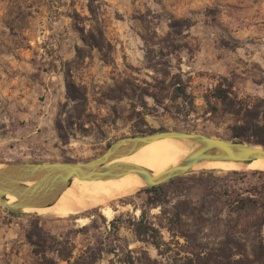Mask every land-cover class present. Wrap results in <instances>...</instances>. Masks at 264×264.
Returning <instances> with one entry per match:
<instances>
[{"label": "rangeland", "instance_id": "1", "mask_svg": "<svg viewBox=\"0 0 264 264\" xmlns=\"http://www.w3.org/2000/svg\"><path fill=\"white\" fill-rule=\"evenodd\" d=\"M70 83L83 105L68 100ZM217 85L227 102L213 98ZM245 106L264 139V0H0V166L87 161L136 127L227 139ZM233 170L255 171L196 167L156 191L66 216L52 207L10 217L0 206V264H33V223L73 243L75 255L101 247L96 264L126 255L138 264H190V251L203 255L226 239L228 195L254 181ZM176 211L185 213L186 237L168 229ZM139 221L158 230V249L136 233Z\"/></svg>", "mask_w": 264, "mask_h": 264}, {"label": "water", "instance_id": "2", "mask_svg": "<svg viewBox=\"0 0 264 264\" xmlns=\"http://www.w3.org/2000/svg\"><path fill=\"white\" fill-rule=\"evenodd\" d=\"M164 138L192 147L176 164L159 173L130 162L113 161ZM264 159V146L238 138H219L198 132L156 131L116 139L97 157L79 162H10L0 166V206L10 214H21L56 203L75 178L86 180L120 177L135 173L143 181L141 188L162 184L187 174L206 161L250 163ZM138 189V190H139ZM15 201L9 202L8 197Z\"/></svg>", "mask_w": 264, "mask_h": 264}, {"label": "trees", "instance_id": "3", "mask_svg": "<svg viewBox=\"0 0 264 264\" xmlns=\"http://www.w3.org/2000/svg\"><path fill=\"white\" fill-rule=\"evenodd\" d=\"M68 100L76 105L84 104V97H76L70 95L71 88H75L73 83L67 84ZM178 90V98L180 104H186V95L183 90ZM213 98L220 102L229 100L227 91L217 85L212 93ZM155 102L157 99H155ZM167 110V109H166ZM238 109L233 114H239ZM243 115L239 119V123L231 127V138L242 139L246 142L261 144L264 146V139L261 137L262 127L256 123L257 113L249 106L243 107ZM155 132L153 129H142L136 127V134H146ZM233 175H241L244 178L248 176L254 178L245 182L244 187L238 190H232L228 196L230 200L227 204L228 209V228L225 230L224 241H219L211 249L203 255L201 253H192V257L188 258L190 264L194 261L208 260L212 264H264V171L255 170L250 173L246 171H231ZM185 175L176 177L183 178ZM174 180V179H171ZM162 185L149 187L145 191H156ZM231 187V186H230ZM233 188V186H232ZM188 212L193 213L189 203L185 202ZM188 213V214H189ZM185 213L176 211L168 218V229L172 236L186 237L182 231L180 224ZM26 234V238L33 246L35 256L33 264H96L101 254V247L87 245L84 246L78 254L75 255V245L69 241L58 239L46 233L42 227L33 223ZM178 228V229H174ZM135 231L138 235H149L154 240L158 235V230L152 225L144 226L141 221L135 223ZM155 248L160 247V243L153 241ZM48 253H55L56 258L51 257ZM196 259V260H195ZM111 264H114L113 262ZM120 264H138L131 257L126 255L122 258Z\"/></svg>", "mask_w": 264, "mask_h": 264}, {"label": "bare ground", "instance_id": "4", "mask_svg": "<svg viewBox=\"0 0 264 264\" xmlns=\"http://www.w3.org/2000/svg\"><path fill=\"white\" fill-rule=\"evenodd\" d=\"M187 145V143L175 139L164 138L128 155L124 162L144 166L155 175L168 166L176 164L183 155H186L189 152ZM197 167L220 169H240L246 167L250 170L264 171V159H256L250 163L206 161L199 163ZM143 185L142 179L135 173H126L120 177L108 179L86 180L75 178L71 186L60 195L53 205L35 210L27 209L25 211H35L38 213L53 207L57 208L58 214L66 216L101 204L110 198L136 191ZM8 199L9 202L15 201L14 196H9ZM103 212L110 216V207H104Z\"/></svg>", "mask_w": 264, "mask_h": 264}, {"label": "crops", "instance_id": "5", "mask_svg": "<svg viewBox=\"0 0 264 264\" xmlns=\"http://www.w3.org/2000/svg\"><path fill=\"white\" fill-rule=\"evenodd\" d=\"M2 209L0 208V214L2 213L1 211ZM8 214V213H7ZM13 216H16V214H10V217H13ZM3 224L1 223V220H0V230L2 229V226Z\"/></svg>", "mask_w": 264, "mask_h": 264}]
</instances>
